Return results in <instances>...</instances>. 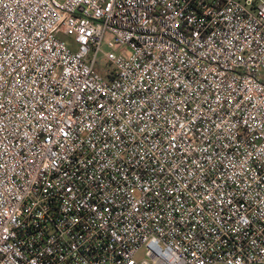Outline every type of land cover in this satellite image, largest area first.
I'll return each instance as SVG.
<instances>
[{"label": "built area", "instance_id": "built-area-1", "mask_svg": "<svg viewBox=\"0 0 264 264\" xmlns=\"http://www.w3.org/2000/svg\"><path fill=\"white\" fill-rule=\"evenodd\" d=\"M0 264H264V0H0Z\"/></svg>", "mask_w": 264, "mask_h": 264}, {"label": "rangeland", "instance_id": "rangeland-1", "mask_svg": "<svg viewBox=\"0 0 264 264\" xmlns=\"http://www.w3.org/2000/svg\"><path fill=\"white\" fill-rule=\"evenodd\" d=\"M108 65L109 64L107 63V61L101 57L99 59L98 65H97V69L101 74H106ZM142 256H143V254H142Z\"/></svg>", "mask_w": 264, "mask_h": 264}]
</instances>
